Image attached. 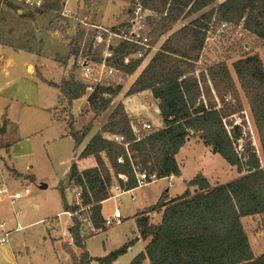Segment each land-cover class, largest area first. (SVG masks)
<instances>
[{"label": "trees", "instance_id": "1", "mask_svg": "<svg viewBox=\"0 0 264 264\" xmlns=\"http://www.w3.org/2000/svg\"><path fill=\"white\" fill-rule=\"evenodd\" d=\"M130 2L127 15L137 4L158 12L156 20L147 17L151 44L180 18L203 9L206 11L165 39L162 50L149 59L127 91V94L151 91L158 101L162 128L143 132L136 139L128 115L123 106L118 105L80 153V157L94 156L96 165L79 171L73 163L69 169L70 182L81 189L82 205L90 212L92 225L101 228L104 224L101 203L109 197L111 170L126 176V182L119 181L126 188L137 186L136 172L155 173L157 179L178 176L181 170L175 155L191 135L199 134L212 153L235 166L239 175L211 184L206 176L197 173L186 183L182 194L168 201L165 193L162 194L155 204L136 217L140 237L150 239L130 264L146 261L149 264H264V253H253L241 222L242 217L264 213V168L249 139L235 82L223 63L210 66L207 72L196 73L193 67L213 16L235 23L241 21L244 29L264 41V0ZM94 34V29L87 30L78 23L71 40L75 49H71V53L78 55L83 43V47L90 45V54ZM140 48L137 44L121 41L112 50L107 63L131 74L143 61V57L133 56ZM83 55L88 56V53ZM125 57H129L127 62ZM256 64L255 58L248 57L235 62L233 68L248 97L264 160V77ZM50 84L59 89L67 102L83 96L86 91V84L71 71L60 84ZM114 93L110 86H96L87 98L89 107L93 111L104 110ZM235 117L240 118V123ZM68 126L75 144H80L89 127L76 130L71 122ZM104 132L123 135L126 148L123 143L105 138ZM239 140L243 144L240 151L237 149ZM119 156L121 163L116 161ZM13 173L18 175L16 171ZM76 209L67 206L64 210L71 213L69 235L81 251L74 260L88 264L91 257L83 244L80 222L74 215ZM154 211L161 212L155 224L150 222L149 216ZM125 249L114 250L96 260L100 264H110Z\"/></svg>", "mask_w": 264, "mask_h": 264}, {"label": "rangeland", "instance_id": "2", "mask_svg": "<svg viewBox=\"0 0 264 264\" xmlns=\"http://www.w3.org/2000/svg\"><path fill=\"white\" fill-rule=\"evenodd\" d=\"M0 1L10 7L13 11L12 13H15L18 8L28 9L31 7L34 10L45 11L47 3L42 0L41 5L37 7L31 5L35 0ZM49 1V5H47L49 10L43 14L45 19L42 16L37 18L36 26L39 27L40 31L36 33L32 28L33 26L31 27L28 24L25 27L21 24L19 26L23 27V33L20 35H24V37L25 35H35L36 40L33 42L27 38L28 41L25 45L34 48L35 44L37 46L49 44L47 48H51V56L60 60L66 58L68 51L71 53V49H75L71 42L69 44L67 40L69 37L72 40L75 34L70 35V33H67L66 28L70 25L69 18H61L57 13L59 10L67 7L72 15H75L80 20L82 19L81 24L82 22L93 25L101 24L110 30H113L112 28L117 30V28L123 29V22L128 17L127 8L131 6L130 0H52L51 3ZM220 1L222 0H218V2ZM147 11L154 20L159 17L157 11L148 9ZM204 11L206 9L189 17L180 18L169 31L159 35L148 55L141 61L135 71L131 74L126 73L121 84L116 85L115 80L104 78V83L111 82L110 88L115 93L109 97L110 101L107 107L101 111H93L86 101L81 105V99H74L63 104L59 102L57 89L54 85L49 84L50 82H46L45 79L59 82L66 74L69 63L64 66L50 57L40 61L35 54L25 51H7L0 54L2 55V58H0V90H3V93L8 95L9 99L18 100L17 103L15 102L11 107L6 108L8 112L3 119L9 120V124L6 125L4 132H0V153L6 166L9 165L7 161L9 153L7 142H9L12 156L11 162L22 172L20 174L16 171L18 175H14L18 177L12 178L8 173H13L14 170L7 166L6 171L8 173L5 171L4 179L8 188L12 191L20 190L24 187L29 189V193L18 199L13 206L17 212L16 216L7 201L0 202V221H4L3 228H0V235L7 231L6 242L0 243V255H5L3 258L0 256V264H60L58 258L60 257V252H63V248L71 257L68 264H79L78 259L74 260V257L78 258L81 251L76 249L72 238L67 233V228L70 223L72 224V220L63 211L60 194V187L63 185L67 172L66 169L73 161L80 168L90 165L93 160L79 158L82 145L88 141L98 126V130L101 129L109 114L118 105L123 106L124 112L127 113L123 100L135 76H138V73L154 54L162 50L165 39L171 33L188 24ZM14 19L15 24L9 25L10 29L16 28V25H18V21L16 18ZM223 20L224 18L215 16L210 19L198 59L194 61L193 67L197 73L200 70L207 72L206 70L210 66L216 64L223 63L227 66L242 102L246 130H248L250 135L249 139L254 144L261 165L264 168L263 155L251 115L249 100L233 68L234 63L238 60L248 57L255 58L257 60L256 69L264 77V41L244 29L241 21L239 23L232 21L234 24L229 23L227 27L222 28L221 22ZM84 26L86 29H93V27ZM54 29H57L55 35L58 36H56L58 39L50 43ZM48 30H51L50 35L46 34ZM80 46L82 53L79 51L78 56L88 53V56L93 60L100 59L103 56L104 48L101 44L92 41L90 54L89 44L83 47V43H81ZM37 61H40L39 63L42 64V67L39 70L34 67V73L29 74L25 70L26 62L36 65ZM2 67L5 70H1ZM70 71L77 79H81L78 64L76 67L73 65ZM88 94L85 91L83 96L87 98ZM141 98L145 101L146 107L151 108L152 100L147 97L146 93H142ZM37 99L40 105H44L45 109L35 104ZM23 102H31L33 104L27 105ZM62 106H66L68 115H72L71 119L76 120V125H80V128H75L74 126L76 130L89 127V131L78 145L75 144L69 134L68 122L73 124V121L66 114L64 117L67 121L57 116L58 108ZM55 107L56 109L54 110ZM3 111L0 106V114L4 113ZM139 117V119H146L151 122L150 118L143 115ZM128 118L130 120L134 119L132 115L128 116ZM235 121L240 123V118L235 117ZM1 125L2 121L0 122ZM155 129L156 127L152 125V128L146 132H151ZM189 139L188 146H185V149L181 150L177 157L179 161L183 162L182 171L184 177L190 179L196 173L205 171L209 182L216 184L229 181L239 175L235 166L229 165L221 156L212 153L211 147L204 144L199 134H193ZM238 142L239 146L237 149L240 151L243 145L242 140ZM27 166L28 168H26ZM23 175L27 176L23 177ZM41 183H44L45 187H40ZM168 185L167 179H156L149 184H144L141 190L148 194L150 201H153L151 199H153L158 189L164 191V188ZM169 189L171 195L175 194L172 186ZM135 193H137L136 190ZM62 194L67 206L77 208L74 215L80 222V230H83L81 235L84 237L94 233L95 229L89 225V223L92 224L89 219L90 212L82 205L81 189L78 187L74 188V185H72L64 188ZM115 206L122 212V218L120 219L122 222L105 225L104 231L87 237L85 239V248L89 254L98 256L100 252L106 251L105 255H107L114 251L116 247H121L125 243L132 245V251L138 249L139 243L134 241L136 224L132 216L136 206L135 201L131 200L129 193L121 195L119 202L112 198L104 204V213L108 215ZM160 215L158 211L151 212L150 222L158 223ZM45 219L47 220L44 222ZM17 222L20 223L18 226ZM241 222L253 253L255 255L264 253V213L242 217ZM66 234L68 236L64 240ZM75 249L78 252L77 255L74 253L76 252ZM123 253H121L122 255L120 254L117 264H129L128 255L132 252L125 250ZM88 264L100 263L93 261Z\"/></svg>", "mask_w": 264, "mask_h": 264}, {"label": "crops", "instance_id": "3", "mask_svg": "<svg viewBox=\"0 0 264 264\" xmlns=\"http://www.w3.org/2000/svg\"><path fill=\"white\" fill-rule=\"evenodd\" d=\"M33 1V0H32ZM41 1L42 0H35V2L33 3L32 2V6H40L41 5ZM43 1H46L47 3H48V0H43ZM45 2V3H46ZM50 3L52 2V0H50L49 1ZM14 3V2H13ZM46 3V7H45V11H43V10H40V11H38V10H34V8H18V9H16V11H15V13H12L13 11L10 9V7H7L2 1H0V7H1V11H0V54H3V53H5V52H7V51H25V52H28V53H33V54H35L36 56H37V59L39 58L40 59V61L43 59V60H45V58H47V57H50V58H52V59H54V60H56V61H58V63H60V64H62V65H64V66H66L68 63H69V67H68V69H67V72H66V74L62 77V79L59 81V82H54V81H52V80H47V79H45V81L46 82H52V83H54V84H60V82L63 80V79H65V78H67V76H68V72L70 71V68H72V66L74 65V67H76L77 66V60H78V55L77 56H75L74 54H72V53H70L69 51H68V53H67V56H65L66 58H64V59H62V60H60V59H57V58H55V57H53V56H51V53H52V50H51V48H47L48 47V45L49 44H46V45H42V46H37V44H35V46H34V48H32L31 46H27V45H25L26 43H27V41H28V39L27 38H29V39H31V41H35L36 40V36L34 35V36H32V35H25V37H24V35H20V34H22L23 33V31H22V28L23 27H20L19 25H21V24H23V26H25V27H27V25L29 24L33 29H34V31L36 32V33H38L39 31H40V29H39V27H37L36 26V24H37V21H38V19L37 18H39V17H41L42 16V18H44L43 17V14H44V12H46V11H48L49 10V7H47V5H49V3L47 4ZM43 4H44V2H43ZM42 4V5H43ZM64 4H65V2H64ZM64 8V7H63ZM63 8L61 9V10H59V12H57L59 15H60V17L61 18H69L68 20L70 21V25L66 28V31H67V33H70V35H74L75 33H76V25H77V23H80L81 21H82V19L80 20V19H78L75 15H72L71 14V12H70V14L69 15H65V14H63L62 12V10H63ZM14 18H16V20L18 21V25H16L17 27L16 28H13V29H10L9 27V25H14L15 23H14ZM45 19V18H44ZM72 20V23H71V20ZM47 29V28H46ZM57 29H54L53 30V35H52V37H51V39H50V43H51V41L52 42H54V41H56V39H58V38H56V36L57 35H55V33L57 32L56 31ZM51 32V30H48V31H46V34H48V35H50L49 33ZM44 34V33H43ZM58 37V36H57ZM68 43L70 44V42H71V37H69L68 39ZM66 52H67V50H66ZM65 52V53H66ZM80 53V52H79ZM103 54H104V51H103ZM2 55H0V58H2L1 57ZM40 61H37V63H36V65H33L32 63H30V62H26V64H25V70L29 73V74H33L34 73V67L36 68V70H39V68L40 67H42V64L41 63H39ZM28 68H30V70H28ZM1 70H5L3 67L1 68ZM5 72H7V71H5ZM139 74V73H138ZM136 77L137 76H135V78H134V80L136 79ZM133 80V81H134ZM133 81L131 82V84H130V86L132 85V83H133ZM49 83V84H50ZM56 89H57V98L59 99V102L61 103V104H63V103H65V102H67L66 101V99H64L62 96H61V94H60V92H59V89L57 88V87H55ZM142 93H146V95H147V97L148 98H150V100H152V106H151V108H148V107H146V105H145V101H143V99L141 98V94ZM88 96H89V94H88ZM88 98V97H87ZM87 98L85 97V96H81V97H79V98H77V99H81L82 100V103H81V105L86 101L87 102V104H88V101H87ZM74 100V99H73ZM17 103L18 102V100H15V99H13V98H11V99H9V96L8 95H6V94H4L3 93V90H0V106H1V108L4 110L3 112L4 113H2V114H0V120L3 122L4 120L6 121V118L5 119H3L4 118V116H6V114H7V109L6 108H9V107H11L12 106V104L13 103ZM157 100L152 96V93H151V91L149 90V89H146V90H143V91H140V92H137V93H134V94H126L125 95V98H124V100H123V103L125 104V109H126V111H127V113H128V116H133L134 117V119L135 118H140L139 116L140 115H143L144 117H147V118H150L151 119V123H152V125H154L155 127H156V129H159V128H162V126H163V122H162V119H161V117H160V113H159V109H158V106H157ZM23 103H26L27 105H32L33 103H31V102H23ZM35 104H38L40 107H42V108H44L43 106L44 105H40V103H39V101H38V99L36 100V103ZM148 106V105H147ZM81 107V106H80ZM6 109V110H5ZM45 109V108H44ZM47 109V108H46ZM56 109V107L54 108V110ZM149 109H151V110H149ZM67 109H66V106H62L61 108H58V111H57V113H58V117L60 118V119H64V120H66L65 119V117H64V115L66 114L67 115V117L68 118H70L71 119V114H69L68 115V113H67ZM55 112V111H54ZM126 113V114H127ZM142 117V116H141ZM72 121H73V126H75V128H80L79 126L80 125H76V120L75 119H71ZM0 121V122H1ZM67 121V120H66ZM107 122V121H106ZM105 122V123H106ZM9 124V120H7L6 121V125H8ZM6 125H5V130H6ZM2 126V125H1ZM0 126V127H1ZM98 128H99V126L96 128V130H95V132L93 133V134H95L96 132H97V130H98ZM4 130V131H5ZM92 134V135H93ZM109 134H112V133H109V132H104L103 133V136L106 138V136L107 135H109ZM92 135H91V137H92ZM90 137V138H91ZM89 138V139H90ZM89 139H88V141H89ZM83 140V139H82ZM87 141V142H88ZM189 141H190V139H187V141H186V144H184L181 148H180V150H179V152L181 151V150H184L185 149V146H188V144H189ZM82 142V141H81ZM80 142V143H81ZM87 142L85 143V144H83L82 145V149H81V151L83 150V148H84V146L87 144ZM8 143V146H9V153H8V157H7V161H8V164L9 165H7V166H9V167H11V169L12 170H14V171H17L18 173H22L21 171H19L17 168H16V166L14 165V163L13 162H11V158H12V156H11V148H10V144H9V142H7ZM81 151H80V153H81ZM179 152L175 155V158H176V160H177V162H178V164H179V166H180V170H181V174L180 175H170V176H167V177H162V178H158V179H167L168 180V183H169V185L166 187V188H164V191H162L161 189H158V191H157V193L154 195V197H153V199H151V200H153V201H150L149 200V197H148V194L146 193V192H144L143 190H141V188H142V186L143 185H141V186H136V187H134L133 188V191L132 192H134L135 193V190L137 191V193H135V196H136V198L134 199V200H132V201H135V204H136V206H135V209H134V213L132 214V216H133V219H134V221H135V224H136V217L138 216V215H140L142 212H144L145 210H147L150 206H152L153 204H155L157 201H158V199L160 198V196L162 195V194H164L165 193V196H166V201H168V200H170V199H172V198H174V197H176V196H178V195H180V194H182L183 192H184V190L187 188V185H186V183L190 180V179H192V178H190V179H187L186 177H184L183 176V171H182V165H183V162H181V161H179V159H177V157H178V154H179ZM79 158H83V159H91V160H93V161H91V163H90V165L89 166H87V167H84V168H80V167H78L77 165H76V163L73 161V162H71V165L73 164V163H75V165H76V167H77V169L79 170V171H81V170H83V169H85V168H89V167H93V166H95L96 165V161H95V158H94V156H92V155H89V156H86V157H80V154H79ZM106 161V160H105ZM5 162V161H4ZM106 164L108 165V163H107V161H106ZM71 165L70 166H68L67 167V172H66V174H69V169H70V167H71ZM5 166H6V163H5ZM6 166V167H7ZM26 168H28V166L26 167ZM5 171H6V168H5ZM7 173H8V171H6ZM196 172H198V171H196ZM204 176H206V172L205 171H202L201 172ZM12 174V175H11ZM8 175L10 176V177H12V178H17L18 176H15L14 175V173H8ZM27 175H23V177H26ZM66 176V175H65ZM65 179V178H64ZM149 184V183H148ZM73 184H72V181L71 182H69V186H72ZM146 185V184H145ZM170 186H172L173 188H174V192H175V194H173V195H171L170 194V189H169V187ZM74 188H76V187H74ZM112 198H107V199H105V200H103L102 201V203H101V205H102V215H103V217L105 218V217H107V216H109V215H111L112 213H113V211H114V209H119L117 206H115L113 209H112V211L110 210V212L108 213V215L107 214H105L104 213V211H103V206H104V204L107 202V201H109V200H111ZM1 202H3V201H1ZM8 202V201H7ZM119 202V201H118ZM9 203V202H8ZM10 204V203H9ZM14 204L15 203H13V204H10V206L12 207V210H13V212H14V214H15V216L17 215V212L14 210V208H13V206H14ZM34 206H36V204H34ZM87 208V207H86ZM65 210V209H64ZM63 210V211H64ZM69 216H70V219H71V215L69 214V212L68 211H65ZM122 213V212H121ZM158 213H160L161 214V212H158ZM150 214L151 213H149V216H150ZM107 215V216H106ZM160 217H161V215H160ZM47 219H45L44 220V222L46 221ZM159 220H160V218H159ZM158 220V221H159ZM3 223L4 224V221H0V223ZM119 222H122V220L120 221L119 220ZM18 224H20V223H18L17 222V226H18ZM70 225H71V223H70ZM69 225V226H70ZM89 225H91V226H93L92 224H90L89 223ZM104 227H105V224H103L102 225V227L101 228H95L94 226H93V228L95 229L94 230V233H92V234H88V235H86V236H82L83 237V244H84V246L86 245V243H85V239L87 238V237H90L91 235H94L95 233H97V232H102V231H104ZM0 228H3V227H0ZM17 228V227H16ZM6 233V235H7V231H5L4 232V234ZM67 233H69L68 232V228H67ZM83 233V230H81V234ZM3 234V235H4ZM135 239H134V241H136V243H139V245H138V249H136L135 251H132L131 250V247H132V245H130V244H127V243H125V244H123L121 247H116L115 248V250H117V249H120V248H123V247H126V249L125 250H130L132 253H130L129 255H128V262H129V264H130V262H131V260L139 253V252H141L143 249H144V247L146 246V244L148 243V241H149V239H150V237H148V238H146V239H144V238H142V237H140V234H139V229H138V226H137V224H136V229H135ZM0 236H2V235H0ZM67 236H68V234H66V236H65V239L64 240H66L67 239ZM0 243H4V242H0ZM64 243V242H63ZM76 249L77 250H79L77 247H76ZM75 249V251L76 252H74L76 255H77V250ZM86 249V248H85ZM124 250V251H125ZM87 251V250H86ZM123 251V252H124ZM88 252V251H87ZM122 252V253H123ZM105 253H106V251H103V252H100L99 253V255L97 256V255H91V254H89V252H88V254H89V256L91 257V261H90V263L91 262H93V261H97L96 260V258H99V257H104V255H105ZM124 254V253H123ZM108 255V254H107ZM122 255V254H121ZM120 254L110 263V264H117L118 263V260H119V257L121 256ZM2 258L3 257H5V255L4 254H2V255H0ZM60 257L58 258V261L60 262V264H68V262H69V260H70V255H69V253L68 252H66L65 251V249L63 248V252H60V255H59ZM106 256V255H105ZM98 262V261H97ZM99 263V262H98ZM144 264H149V262L148 261H146Z\"/></svg>", "mask_w": 264, "mask_h": 264}, {"label": "built area", "instance_id": "4", "mask_svg": "<svg viewBox=\"0 0 264 264\" xmlns=\"http://www.w3.org/2000/svg\"><path fill=\"white\" fill-rule=\"evenodd\" d=\"M29 1V0H26ZM63 14L69 15L70 9L64 7L62 10ZM150 13L147 9H143L141 5H135L130 11L127 19L123 22V29L117 28V30H110L109 28L98 24H88L82 22L83 25L93 27L95 30L94 41L97 44L103 45L104 54L100 61H95L89 56L79 55L77 64L81 72V81L86 84V91L91 93L96 86L107 85L110 86L111 82L104 83V78H109L115 80L116 85L121 84L124 81L126 73L115 68L107 63V59L111 56L112 50L121 41H128L139 45L141 48L134 53V57H143V59L148 55L150 49L154 46L150 43V36L147 27V17ZM229 23H233L224 18L221 22V27H227ZM234 24V23H233ZM89 28H87L88 30ZM129 57H125L124 61L127 62ZM130 127L136 139L142 135L143 132L149 131L152 128V123L146 119H131ZM107 139L123 143L126 148L127 142L124 141V136L117 133H112L106 136ZM2 154L0 153V202L8 201L10 204L15 203L18 199L29 193L28 187L23 189L10 190L5 182V162ZM116 161L118 163L122 162V157H117ZM155 173H146L145 171L136 172L137 186H141L150 182L155 181ZM127 178L123 173H114L111 170V183L109 185V197L113 198L116 202L119 201V197L125 193H129L131 200L136 198L135 193L132 192L133 188H126L124 185L120 184L119 181L123 183L126 182ZM79 193V192H78ZM71 215V213L69 212ZM122 218V213L119 209H114L113 213L104 218V224L110 225L115 222H119ZM4 224L1 222L0 227ZM0 242H6V233L0 236Z\"/></svg>", "mask_w": 264, "mask_h": 264}, {"label": "water", "instance_id": "5", "mask_svg": "<svg viewBox=\"0 0 264 264\" xmlns=\"http://www.w3.org/2000/svg\"><path fill=\"white\" fill-rule=\"evenodd\" d=\"M5 125H6V121L4 120L2 122V126L0 127V132H4ZM69 182H70V176H69V174H66L65 179H64V182H63V185L60 187V194H61L62 205H63V208L64 209L67 208V202L65 201L62 192H63V189L64 188H68L69 187ZM40 187H45V184L44 183H41L40 184Z\"/></svg>", "mask_w": 264, "mask_h": 264}]
</instances>
